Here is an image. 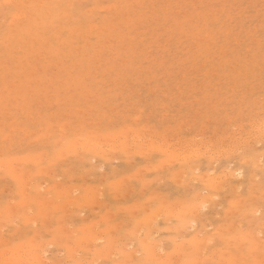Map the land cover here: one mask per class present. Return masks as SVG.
<instances>
[{
  "label": "rangeland",
  "instance_id": "1",
  "mask_svg": "<svg viewBox=\"0 0 264 264\" xmlns=\"http://www.w3.org/2000/svg\"><path fill=\"white\" fill-rule=\"evenodd\" d=\"M111 4L113 5L111 9L108 10L106 8L107 11L106 9H101L106 6L108 7V5ZM32 5V3L27 2V5L25 6L27 18L20 21L18 26L15 28L10 27L8 23L11 21V14H13L12 11H10L9 8L0 9V154L3 157L9 156L16 158L23 156V158H25L24 156H28L30 153L38 154L41 152L42 154L44 153L48 155L49 159H53L54 153H57V151L60 149L59 145L56 143V146V144H54L55 141L53 140L57 139L56 142H58V140H60V137L58 136L60 135H57V133H61L59 128L60 126H55V128L54 125H59L60 123L64 122L65 124L68 123L69 125L68 137L73 136L72 132L75 130V128L72 130V126H75L76 128H85L89 131L94 130L92 128L95 127V125L89 126L90 123L93 124L92 122H89L91 120L93 122L97 121V123L98 120H100L99 124L96 125V128L98 130L100 129L103 133L104 131L105 133L106 131L109 133V130H111V132H114L115 130L116 132V130L124 127L122 126L124 123L126 126L131 124L130 126L132 127H142L144 122L146 123H144L146 126L152 123L151 125L153 126L151 127L150 125L151 128L147 126V129L150 131H157V134L164 133L161 132L162 129H166V131L169 130L168 133H170V135L174 132L175 135L173 134V137L170 136L172 137L170 141L171 144H173L174 141L175 143L174 145H171L170 149L173 148L172 150L174 151L176 148L175 152L178 154L180 151L179 153L183 155L188 149H184L183 146H187V143L188 145L189 143L191 145V142L194 139V141L197 143L199 141V143H208V145L210 142H215L218 144L215 149H218L219 145H223V142H225L226 145H234V142H236V139H238L239 136V139H250L251 142L254 125L257 126L264 121V0H47L45 7L46 9H36L33 11ZM88 10L89 12H86ZM41 12L45 13V17H47L48 22L47 24L44 23L45 25H43V27L41 25L39 26L37 16ZM31 20L34 21L32 22L33 24H31L32 27H29L30 25L27 24ZM90 26H95V28L93 27L94 29L91 30L89 28ZM26 28L28 29L27 31L31 32H26ZM25 32V35L28 36V38H26L25 42H21V34H24ZM39 34L40 37L38 39L37 37ZM83 35L84 37H82ZM151 91L153 92L151 93ZM177 93H179L178 96ZM14 102L15 104H13ZM161 106H164V108L162 109ZM76 107L78 108L77 110L75 109ZM140 108L141 111H139ZM114 112L116 114H114ZM137 113L140 117H136L138 120L135 121L137 122L135 125L133 122L135 118L133 116ZM132 117L134 118L133 120H131ZM188 118L190 119L188 120ZM108 120H110V122ZM185 120L188 121L186 122ZM78 121H80L81 124ZM180 122H182L181 127L183 128L180 127ZM145 125L143 127H146ZM189 125L191 126L189 127ZM48 126L51 127V131L49 132L50 136H48V138L44 137L45 139H40V133L43 137L46 132L45 128ZM99 126L102 127L100 128ZM166 126L167 128L172 127L173 130L170 132V129H167ZM177 127H180L181 129L178 130ZM231 127L234 128L232 129ZM15 128H17V130L13 132L12 129ZM201 128H204V130ZM222 130L225 132L223 131L224 133H222ZM233 130L236 135H234ZM164 134L169 136L167 132ZM227 134L230 136L226 137ZM7 135L13 138L11 142L4 141L3 138H6ZM24 135L27 138L24 137ZM231 136L236 137L235 140L234 137L232 138ZM246 136L248 137L246 138ZM35 137H39L40 140ZM197 137L198 139H196ZM1 139L3 140L1 141ZM33 139H36V141L34 142ZM219 141L222 142L220 143ZM180 143H183L182 146ZM256 145V148L254 147L255 151L257 149V152H263L264 144ZM169 146L170 143L168 147ZM178 147L181 148L178 149ZM182 149H184V152ZM235 154H232L231 156L224 155L219 163L214 164V166L220 169L225 166L228 161H232V164L235 165H241V157L243 156L242 151H239L236 155ZM113 156V160L111 159L112 157H110L112 162L109 159L110 163L108 161L103 163L105 159L93 161L89 160L88 157L86 158L82 156L80 157V160H77L76 156L65 157L64 160L60 159L57 161L56 165L53 167L54 171L53 169L52 171L50 170L51 173L53 172L52 175L54 174L51 176V179H49L50 177L47 175H38L35 179L36 182H33L32 184H38V186L40 184L39 187H42V189L46 190L49 187L48 185L51 186L52 183L55 184V182H59L58 184L60 185L61 183L62 185L58 186V188L62 190V186L67 180L69 183H66L68 185L64 184L65 186L63 187L65 188L66 186L70 187L75 183L80 185L78 186L81 190L77 191L78 193L76 192L72 194L73 196H77L82 193V189H84L85 186L84 188L83 186L81 188V184H88V188L91 184H93V187L96 188L95 185L97 184L98 188L96 189L99 190L98 193L101 191L103 193H101V198L98 200L99 203L97 201L92 203V205H95L94 207L90 206V209L87 207V209L80 208V211L79 209L72 206H70L71 208L68 207L69 209L66 214L69 212V210H72V208V211L74 212L72 213L71 211L72 215H69L70 212L68 213L66 218L68 219L67 221L64 219V223L66 221L67 226L69 225L68 228L71 227L70 230H75L81 224L84 226L85 223L86 225L88 223L87 226H89L97 222L100 223L99 229L102 227L105 229V223L100 221H102L103 218L107 216L109 208V212H111V210L113 212L116 210L114 208L116 205H118L116 206L117 208H123L127 205L129 207V204L131 205L136 202H133V199L136 200L137 198V201L139 200L138 203L136 202V204L133 205L139 206L138 204L140 201V204H143V202L145 203V201H147V198L145 197L150 198V195L152 194L151 192L150 194L146 195L149 190L152 191L153 189H157L156 191H158V193H163L162 196L160 195L161 199H159L154 196L156 194H154L155 191H153L154 195L151 196L156 197L157 202L155 199V202H152V199L150 198V202L148 200V204L147 202L143 204V206H148V208L150 206L151 213H153V210H157L159 208L156 207L160 205V201L162 202L161 204H165L162 199L165 201L168 200L170 203L172 202V208H176L177 210V207L179 208L182 202L183 206L184 204L186 205V203L188 204L186 199H189L191 204V198L193 199V196H195V200L196 192L199 193L198 189H200V191H202L201 193L204 195L209 193L203 190L204 187L199 179H193L196 181L192 183L193 180H191L192 177L190 173L186 174L185 177L187 178L183 177V182L187 180L185 182L189 184L192 183L193 185L188 184L187 187L185 184L184 187L182 186L183 182H181L180 186L178 183L179 181L177 179H173L177 181L175 184V181L171 179V173H174V175L180 174L182 172L181 168H183V165L179 163H172L173 165L170 166L171 163L166 162L168 158L165 154L162 155L161 153H156L152 155L150 160L151 165L149 168L148 166H145L148 168H146L147 171H149L147 173L146 169L145 172H143L144 167L142 168L144 164L149 165V161L146 163L145 158L143 159L141 156H135L133 157L134 159H132V161H135L133 163L131 160H129L131 157L128 158L125 154ZM117 157H120V160L116 161L118 159ZM125 157L128 158V162L126 161L127 159L125 160ZM162 157L164 160L163 164H165V162L169 164L168 166L166 164L167 167H162L166 169L169 166L170 167L169 171L166 169L160 171L162 168H156L159 169L157 172L159 174L158 175L155 172L157 170H151V166L152 163H154L153 165H156L159 159V161H162ZM82 158H84V161ZM164 158L167 159L165 160ZM60 164L62 165L60 166ZM90 165L93 167L97 166L98 168H91V171H93L89 174L88 170H90ZM136 166H141L142 170ZM177 166L180 168L179 173ZM200 166V171L202 173L207 172L208 164L205 162V160L200 164ZM114 167H116L115 169L117 170H115ZM28 168L30 170L32 169L31 171L34 173V166H29ZM60 168L65 169L63 171ZM83 168H85L84 170L87 168V172L84 171ZM100 169H102L101 173L103 174V180H101L102 178L99 174ZM150 170L152 172H150ZM103 171H105L106 174ZM135 171L138 175V172H143L144 175L137 176V174H135L134 176L132 172L136 173ZM128 173L132 176H128ZM161 173L162 181L159 179ZM7 174L9 173L4 169L0 171V178L4 176L7 179H0V190L6 191L5 186L9 187L12 185L11 188L9 187L11 192L9 190V193H0V209H3V207H8V205L5 207V203L7 204V202L10 201H18L19 199L18 194H15L19 192L17 189V184L15 183L16 181L15 179H12L11 175L9 176ZM65 174L68 175L64 176ZM166 174H168V179L165 177ZM188 174L190 175V178L187 176ZM70 175L72 176L73 180H71ZM82 175H85L86 180L84 177H81L85 180V182L83 180L85 184L81 182V179H78V177L80 178ZM121 175H126L123 177L125 179L124 181H128L130 178V182H122V178V183L116 182L121 184L118 186H122V189L118 188L117 190L115 187L113 188V184L117 177L118 181L120 180V177H122ZM155 175L160 182H158L156 179H152V177ZM257 175L258 180L256 183L249 185L245 182L241 189L238 190L239 193L238 191L236 192L249 200V202H247L248 206L249 203H260L264 209V197H261V195L264 196V174L258 171ZM68 177L71 181L68 180ZM175 177H180V175ZM53 178L55 181H53ZM139 179L140 181H138ZM142 179H146L147 181L148 179H152L154 182L156 180L158 184H156L157 182H153L154 184L152 183L150 185V180L148 183L146 182L148 185H150L147 186L148 189L146 190V188H143L144 184H140V182L145 183L142 182ZM40 180H43L45 185L43 182H40ZM180 180L182 181V178H180ZM188 180H191L192 182H189ZM239 180L240 179H238V181ZM109 182H112L111 185ZM100 183L101 185H99V187L98 184ZM123 183L132 184L134 190H131V185L128 186L127 189V187H125L127 185L125 184V186H123ZM146 183L145 187L147 185ZM141 185L143 186V189L141 190L142 193L144 192L143 195L138 193L140 191L139 189ZM31 186L32 185L28 187ZM54 186L56 187L55 189H57L56 184ZM51 187L54 188L53 186ZM71 187L74 189V186ZM77 187L75 185V188ZM108 187H111V189ZM230 187H232V185L223 187L225 189H221L222 191H219L218 198L219 200L221 199V204L219 202V204L217 203V206L214 199L213 201L215 202L213 203L215 205H211V202H209L205 207L207 210H202L203 215L199 216L198 223L195 224V229H191L188 234H185V236L188 237V235L195 231L196 228L202 229V227H207L209 225L207 223L209 222L211 224V228L209 225L208 229L204 228L207 229V231L202 229L203 232L201 234L204 236V234L209 231V235H212L213 238H215V240L212 241L209 246L210 252H213L214 247L216 250L217 247L219 248L223 246L222 242H218L220 240H218L217 235L224 231L217 233L220 229L217 227L218 225L220 226L221 224V226H223H220L223 228L220 230H224V228L227 230V233L224 232V236L229 235L239 226L243 228V230L249 231L254 229L256 225L254 220H251V218H246L248 215H242L243 213L240 209L235 211V213L239 211L237 214H231L230 211H234L230 210V208L233 209V204L230 205L228 202L238 199L237 197L234 198L235 195L238 194H236V192H231L232 190ZM248 187L249 189L246 190ZM185 188L188 189L184 191ZM253 188H256V190ZM252 189L253 191H251ZM45 190L42 191L44 192ZM52 190L54 191L53 194L55 195V190ZM63 190L66 191L68 189ZM126 190H128V192L129 190L133 192L132 193L130 191L131 194L129 192L130 197L128 195H125L124 197L121 195V192L128 194ZM137 190L139 191L136 192ZM110 191H112V193ZM114 191H120V195L117 196V194H119L117 193L116 198H123V201L120 199H118V201L115 197L114 198L116 201L112 199L113 197H111V195ZM194 192L195 194L193 195ZM253 192L259 193V196L257 195L255 196L256 198L253 199L254 201H252V198H254V195L257 193L254 194ZM8 195L12 196V199ZM165 195L168 197V199ZM228 195L229 197H227ZM163 196L166 197V199ZM127 197L129 198L127 199ZM8 198L11 200L8 201ZM176 198L182 200V202L180 201L181 204L179 203V200L178 202L176 201ZM225 198L227 200H225ZM173 199L180 205L178 204L176 207L175 204H173L176 203L173 201ZM169 202H166V204ZM120 204L123 207H120ZM166 204L165 207L167 208L169 205L167 206ZM104 205L107 207V212L105 211ZM163 205H161L163 209L162 212L165 211ZM11 207L12 209H10V211L13 210L14 212V206L11 205ZM131 207L133 208L132 205ZM131 207H129V209L127 208L131 212L128 211L125 213H132L131 215L135 217L132 218V221L130 220L132 216L129 217L128 214L127 217H122V215H126L124 212H121L123 209H121V211L119 209L121 213L115 211L114 214L111 213L112 215L110 213L108 214L111 215L113 219L112 221L114 223L116 221L120 222L119 219H121L123 222L125 221V223L127 221L128 223L131 221V224H129L130 226L128 227L130 228L131 225L135 223L134 220H138L139 217L141 218L143 216L138 215L144 213L147 208H143L141 206V208L145 210L143 211L140 208L141 210L137 211V215H135V208L132 211L130 210ZM172 208L169 207V209L173 210ZM97 209L98 212H95ZM124 209L127 211L126 208ZM137 209L139 208L136 207V210ZM93 210L94 212L91 213ZM176 210L174 209V211ZM225 210H228V212L226 211L224 214ZM166 211L168 213L165 214ZM166 211L163 212L162 215L156 213L158 215V217H155L158 219H156V222L155 219L152 218V221H154V227L164 228V224L168 225V223L166 224L167 220L164 223L165 219L163 217L164 214L166 216L167 214L170 216L168 208ZM212 211L215 212L213 216L211 215L213 213ZM103 212L105 217L102 216V218L100 217L101 220L95 222L96 219H99L98 214L104 215ZM146 212L145 214L148 217L150 212ZM10 213H12V211ZM216 215L218 216L216 217ZM227 215L229 216L227 217ZM84 216L89 217L90 219L84 218ZM160 216L163 217V222L160 221ZM240 216L243 217L241 219L239 218L238 222V217ZM147 217H144V219ZM171 217H174L173 214L170 216V218ZM83 218L85 220H83ZM170 218L166 217V219L169 221L170 228H172L171 224L172 226L177 225L176 223L178 221H174L177 219ZM1 219L3 220V218H0V223ZM87 219L89 220L88 222ZM236 219L238 222H236L237 225L235 223ZM93 220L94 223H90L93 222ZM226 220H228V223ZM22 221V219L15 221V225L18 226V231L15 230V234L11 233L13 231L10 230L11 228L3 229L2 235L5 237V239H7L6 241H11L14 243L21 242L22 240L26 239L27 235H34L33 232L35 231V228L40 230L38 235L41 234L42 241H45L48 238L50 239V236L52 237V235L56 236L53 231L51 233V227L54 228V224L57 226L56 223L50 226L47 225L49 226V231L46 230L47 227L45 225H37L35 228L30 230L27 229L23 223L21 224ZM53 221L55 222V220ZM84 221L86 222L84 223ZM69 222L71 223L69 224ZM233 222L234 224H232ZM125 223L124 225H126ZM155 223H157V225ZM202 223H205L206 226H204L205 224L203 225ZM230 223L233 226L235 225V227H232ZM247 223L250 225V227ZM224 224H226V226ZM1 225L2 224H0V226ZM119 225L125 228L122 223ZM229 225H231L230 231L228 230L230 229ZM251 225H253L254 228H251ZM167 227L168 226L165 228ZM214 227L219 229H215ZM44 228L46 231L50 232V235L47 234L48 232H46ZM212 228L215 229L213 230L215 233H217V235L212 234V232L214 233ZM79 229L81 228H77L76 230L78 231ZM103 229L99 231H103ZM22 234H24V236H22ZM155 234H157L155 236L158 237V239H162V237L166 235L167 237L169 235L171 237V233L166 232L164 229L159 233L155 232ZM207 234L205 236H207ZM174 236L177 237L179 235L174 234ZM260 237L264 238V233H262ZM177 238L175 239L177 240ZM182 238L180 240H182ZM55 239L57 240V238ZM166 239L161 241L166 244L164 248L168 249L169 247L173 246V244L171 241H169V238L167 241ZM50 240H47L49 243L48 245L46 243V246H44L45 242H43V246L46 247L44 248L46 250L45 256L54 261L57 259L61 261L64 260V262L60 261L61 264H68L67 260H65V258L67 259L68 257L66 254L67 252L64 248H60L62 245L60 239L58 241L59 243L55 240L56 243L59 244V247L56 243V245L52 244L49 246V244L52 243ZM128 248L132 250L134 249V245L130 244ZM58 249L60 251L62 250V253ZM247 249V247H244L241 250L245 251V253H248ZM56 250H58V254L56 253ZM55 253L57 255H55ZM80 254L83 255V252H80ZM138 256L140 257L142 255L138 254ZM87 257L92 258L90 254L87 255ZM95 260H93V263ZM97 260L98 263L95 261L96 263L94 264H100L102 259ZM102 263L107 264L109 262L107 260H102Z\"/></svg>",
  "mask_w": 264,
  "mask_h": 264
},
{
  "label": "bare ground",
  "instance_id": "2",
  "mask_svg": "<svg viewBox=\"0 0 264 264\" xmlns=\"http://www.w3.org/2000/svg\"><path fill=\"white\" fill-rule=\"evenodd\" d=\"M27 2H30V3L33 4L32 5L33 6L32 7V11H33V10H36V9H44L46 7L47 0H0V9L9 8V10L12 11V13H13V14H11V17H12L11 21L8 22L10 27H13V28L17 27L20 21H22L23 19L27 18V13H25V8H26L25 6L27 5ZM71 4H72V2H71ZM111 5H108L109 8L106 6V7L101 8V9L105 10L107 8L109 10V9H111L113 7V5L112 6ZM71 6H69V7H71ZM107 9H106V11H107ZM86 12H89V10L86 11ZM63 15H65V14H63ZM37 16H38L39 26L41 25L43 27V25H45L44 23H46V24L48 23L47 22V17H45V13L41 12ZM62 17H64V16H62ZM33 21L34 20H31L27 25H30L29 27H32L31 24H33L32 23ZM93 27L95 28V26H93ZM93 27L90 26L89 28L92 30V29H94ZM25 30H26V32H31V31H27L28 30L27 28ZM26 32L24 34H21V37H20L21 42H25L26 38H28V36L25 35ZM89 34H90V32H89ZM39 37H40V34L38 35L37 38L39 39ZM82 37H84V35ZM38 42H39V40H38ZM152 92L153 91H151V93ZM178 94L179 93H177V96H178ZM13 104H15V102ZM164 106H166V105H164ZM164 106L163 107L161 106L162 109L164 108ZM75 109L77 110L78 108L76 107ZM139 111H141V108H140ZM26 114H27V112H26ZM114 114H116V113L114 112ZM137 114H135L136 116L135 115L133 116L135 118V120H133L134 119L133 117L131 118V120H133L135 125L137 124V122H135V121L138 120L136 117L137 116H138V118L140 117L139 114L138 115ZM146 117H148V116H146ZM112 119H110V120H112ZM189 119L190 118H188V120ZM110 120H108V121L110 122ZM146 120H147V118H146ZM99 121L100 120H98V123H97V121L96 122H93L92 120L89 121V122L93 123V124L90 123L89 126L95 125V127L92 128L94 130H90V131L86 130L85 128H81V127L80 128H76L75 126L74 127L72 126V130L74 128H75V130L72 132L73 136H71V137H68V134H69L68 133V130H69L68 123L65 124V122H64V123H60L59 125H54V127L55 126H60L59 128H60L61 133L60 134L57 133V135H60V136H58V137H60V140H58V142H56L57 139L53 140V141H55L54 144L57 143L59 145V147H60V149L57 151V153H54V158L53 159L51 157H50L51 159H49L48 155H46L44 153L42 154L41 152H39L38 154L30 153L28 156L27 155L24 156L25 158H23V156L22 157H16L15 156L16 158H14V157L12 158V157H9V156L3 157L0 154V171H2L4 169L6 172L9 173L7 175H9V176L11 175L12 179H15V181H16L15 183L17 184V187H18L17 189L19 191L18 192L16 190L18 193H15L16 195L18 194V197H19L18 201H10L12 199V196H9L10 195L9 194L8 196L11 199L8 198V201H10L11 203L6 201L7 204L5 203V207H7L6 205H8V207L7 208L3 207V209H0V210H2V211H0V218H3V220H4L3 221L1 219V223H0V224H2L0 226V264H58V263L61 264V262L62 261L64 262V260L61 261V260L57 259L58 261L57 260L54 261V260L48 258L47 256H45V254H46L45 251L46 250L44 248H46V247H44V246H46V243L48 245L49 242L47 240H50V239H51L50 242L52 241V243H50L49 246L52 245V244H54V245L57 244L58 247H59V244H58L59 242L58 241L60 239V242H62V245L60 244L62 247L60 246V248H62V249L64 248L65 251L67 252V253L66 252L65 253L67 254L68 257H67V259L65 258V260H67L68 264H94V263H96L98 261L97 259H99V260L102 259V260H105V261L107 260L109 262L107 264H264V238H262L263 236L260 237L261 234L264 233V222H263V220H264V209H263V206L260 203H249V206H248L247 202H249V200L247 198H245V197H243V196L238 194L239 193L238 190L241 189V187L243 186V184L245 182L248 183L249 185L250 184L252 185L253 183L257 182V180H258L257 179L258 171H260L262 174H264V150H263V152H261V151L257 152V149H256V151L254 149V147L256 148V146H257L256 144H264V121L261 122L260 124H258L257 126L254 125L253 137L251 139V142H250V139H246V140L245 139H239L240 138V136H239V138L236 139V142H234V145H232V144L228 145L227 144L228 145L227 146L225 144V142H223L225 145L224 144L221 145V146L219 145L218 149H215V147L218 145L215 142H210V144L208 145V143H206V144L201 143V142L199 143V141L197 143V142L194 141L195 140L194 139L191 142L192 146L190 145V143H189L190 146L188 145V143H187V146H183L184 149L188 148L186 150L187 151L186 153L184 152V149H182V151L184 152L183 155L179 153L180 151L177 154L175 152V149H176L175 147H174L175 148L174 151L172 150L173 148L170 149L171 145H174V143H175V141H174L173 144H171V141H170V139L173 137L172 135L174 134V132H173V134L170 135V133H168L169 130L166 131V129L165 130L162 129L161 132H164V133L167 132V134H169V136H167L164 133H162V134L158 133L157 134V131H150V130L147 129L148 128L147 126L150 127V125L152 123L146 126L145 125L146 123L144 122L145 124L143 123L142 127L141 126L132 127V126H130L131 124L126 126V124L124 123V125H122L124 127H121L122 130L118 129V130H116V132H115V130H114V132L113 131L111 132V130H109L110 131V132L108 131L109 133H107V131H106V133H105V131L103 133V132H101L100 129H99L100 130L99 131L96 128V125L99 124ZM193 121H194V119H193ZM78 122L80 123V121H78ZM94 123H96V124H94ZM130 123H131V121H130ZM253 123H254V121H253ZM181 124H182V122H180V124H179L180 127L182 126ZM192 124H193V122H192ZM212 124H214V123H212ZM87 125H88V122H87ZM144 125L146 127H143ZM179 125H177V126H179ZM152 126L153 125H151V127ZM190 126L191 125H189V127ZM180 127H177L178 130L183 128V127H181V128ZM185 127H186V124H185ZM47 128H45L46 129L45 134L43 132V134H44L43 137H42V135L40 133V135H39L40 139H42L44 137L48 138V136H50L49 132L51 131V127H49L48 129ZM166 128H167V126H166ZM204 128H201V129L204 130ZM167 129H170V132L173 130L172 127L171 128H167ZM252 129H253V127H252ZM12 130H13V132H15V130H17V128L12 129ZM186 130H188V129H186ZM223 131L224 130H222V133L225 132V131L224 132ZM242 131H244V130H242ZM21 132H22V130H21ZM247 132H248V130H247ZM247 132H246V134H247ZM0 133H1V131H0ZM233 133H234V130H233ZM237 133H239V132H237ZM32 134L34 135L33 132H32ZM28 135H29V133H28ZM176 135H177V133H176ZM234 135H236V133H234ZM7 136H6V138L5 137L3 138L4 141L5 142H9L10 141L11 142L13 138H11L10 136H8V137ZM26 136H27V133H26ZM26 136L24 135V137H26ZM170 136H172V137H170ZM229 136L230 135L227 134L226 137H229ZM241 136H243V135H241ZM39 137H35V138L39 139ZM168 137H170V138H168ZM213 137H212V139H213ZM247 137L248 136H246V138ZM235 138L236 137H234V140H235ZM3 139H1V141ZM178 139H179V137H178ZM196 139H198V137ZM176 140H177V138H176ZM226 140H227V138H226ZM35 141H36V139L34 140V142ZM181 141H182V139H181ZM201 141H203V140H201ZM223 141H225V140H223ZM219 142L221 143L222 141H219ZM29 143H30V141H29ZM33 143H31V144H33ZM169 143H170V146L168 147ZM177 143H178V140H177ZM183 143H180L181 146H182ZM57 144H56V146H57ZM44 145H46V144H44ZM180 148L178 147V149H180ZM176 151H178V150H176ZM239 151H242V154H243V156L241 157L242 161L240 162L241 165H235V164H232L233 163L232 161L231 162L228 161L225 164V166H223L220 169H218V167L214 166V164L219 163V161L223 158L224 155H230L231 156L232 154H235V153L237 154ZM156 153H161L162 155L165 154L167 156V158H168V159L166 158L167 159L166 162L167 163H171L170 166L173 165L172 163H179V164L183 165V168H181L182 172L180 171L181 172L180 174H175L174 175V173L173 174L171 173V179L172 180L173 179H175V180L177 179L179 181L178 183L180 185V183L183 182V177H185L187 173H190V175L192 177L191 180L199 179L201 184L204 187L203 190L209 192L207 194L205 193L206 195H204L203 193H201L202 191H200V189H198L199 193L198 192H196V194H195V192L193 193V195L194 194L196 195L195 200H194L195 196L192 195L193 199L191 198V200H192L193 203L191 202V204H190L189 199L188 200L186 199V201H188V204L185 202L186 205L184 204V206H183V202H182L181 199L179 200V198L178 199L176 198L177 202H178V200H179V203H180V201L182 202V204L180 203L181 205L179 203H177L176 201H174V199H173V201L176 202V203H173V204H175L176 207L178 206V204L180 205L179 208L177 207V210H176V208H172V202L170 203L168 200L165 201V200L162 199V201H164L165 204H166V202L170 203V205H169V203L166 204L167 206L169 205L167 207L168 211L171 210V209H169V207L173 209V210L169 211V214H170V216H172V214H173L174 217H171V218L177 219V220H174V221H178L176 223L177 225H173L172 226V224H171L172 228H170L169 221H168V219H166V217L170 218V216L168 214H167V216L165 215L168 212L166 211L167 208L165 207L164 203H163L164 204L163 205V204H161L162 203L161 201L160 202L158 201L160 203V205H158L159 204L158 203L157 204L158 206L156 208L159 207L158 209L159 210L161 209L160 212L157 209V210H153V213H151L150 212L151 211L150 210V206H149V208H148V206H146L148 209L145 207V205L143 206V204H145L146 202H147V204L150 202V200H149L150 198L152 199V202H155V200L157 202L156 197L161 199L160 197L162 196L163 193H161V194L158 193V191H156L157 189L156 190L153 189L152 191H150V190L148 191V193L146 195L150 194V192H151L152 193L151 195L156 194V195H154L156 197H154V196L152 197L151 195H150V198L145 197V198H147V201H145V203L143 202V199H142L143 204H140L141 203V201H140V203L138 204L139 206L133 205V204H136V202L138 203L139 200L137 201V199H138L137 198L136 200L133 199V202L136 201L135 203L131 204L133 206V208L129 204V207H131L130 210L133 211V209L135 208L134 209V212H136L135 215H137V211H139L141 209L143 210V208H146V211L150 212V214H148L149 215L148 217L145 214L146 211L144 213L140 212L142 214H139L138 216H142L143 215L144 217H147V218L144 219V217L142 216L143 218L141 217L142 218L141 219L139 217L138 220L136 219L137 221L134 220L135 223L133 225H131L130 228H128L130 226L129 224H131L130 222L133 220L132 218H135V217H133V215H131L132 213L131 214L127 213L129 215V217L132 216L130 218L131 221L129 223H128V221L125 223V221L123 222L121 219H119L120 222L116 221L115 222L116 224H115L112 221L113 219L111 217V215H112L111 213L114 214L115 211L116 212H120L121 209H123V210H125L124 208H126V209L128 208L129 209L128 205L123 207L120 204L119 206L123 207V208H117L116 206H118V205H116L114 207L116 209L115 211L112 212V210H111V212H109L110 211V208H109V210L107 212V210H106L107 207L105 206L106 205V203H105V205H104L105 211L107 212V216L109 215L108 213L111 214V215H109L110 218H109V216L105 217V214L103 212L104 215L98 214L99 219L95 220V222H97V221L101 220L102 216H104L105 218H103V220L100 221V222L105 223V225H106V226H104L105 229H103V227L101 229H99L100 223H98V222L94 223V220H93V222H90V223H94V224H91L89 226H87L88 223L86 225V223H85L86 221H84V223H85L84 226H82V224L79 225V226H82V227L78 226L77 228H81V229H79L77 231L76 230L77 228L75 230L74 229L70 230L71 227L68 228L69 225L67 226V224H66L67 223L66 221L68 220V219H66L67 216H68V213L70 212L69 215H72V213H74L72 211L73 210V208H72V210H69V212L66 214V212L69 209L68 207L72 206L74 208L79 209V211H80V208H84V209L88 208V209H90L91 208L90 206L94 207L95 205L94 204L92 205V203H94L96 201L98 202V200L101 198V193H103L101 190H100L101 192L98 193L99 190L96 189V188H98L97 184L95 185L96 188L93 187L94 186L93 184L89 185V188H88V184H86L87 185L86 186V185H83V184L80 183L81 184V188H82V186H83V188L85 186V188L82 189L83 190L82 193H80L77 196H73L72 194H74L77 191L81 190L79 188L80 185L78 184L79 185L78 186L76 183L73 184V182H72L73 185H71V186H74V189L70 185L69 186L72 189L70 187H68V186H66V188H65L63 186L68 185V184H66L68 182L67 180H66V182L64 181L65 185L63 184V186H62L63 189H68L66 191L63 190L62 188H61L62 190H60L58 188V186L62 185L61 183L59 185L58 184L59 182H55V184L57 186V189H55L56 188L54 186L55 184L52 183L51 186H53L54 188H52L50 185H48L49 186V187L47 186L49 188V189L47 188L48 190L47 189L45 190V189H42V187H39L40 184H39V186H38V184L37 185L36 184L35 185L32 184L33 182H36L35 179L37 178L38 175H42V176L43 175H45V176L47 175L48 177H50L49 179H51V176L54 175V174L52 175L53 172L51 173L53 167L56 165L57 161H59L60 159L64 160L65 157H72V156L75 157L76 156V159L80 160V157L82 156V157H86V158L88 157L89 160H93V161L94 160H100V159L103 160V159H105L103 163H105V161L106 162L108 161L110 163V160L111 159L113 160L114 159L113 157H115L113 155L125 154L128 158L131 157L129 159L131 161H132V159H134L133 157L141 156L143 159L144 158L146 159V163H147V161H149L148 162L149 165L148 164L147 165L144 164V166H142V168L144 167V171L143 172H145V169L147 168L145 166H148V168H149V166L151 165L150 164L151 163L150 160L152 158V155L156 154ZM110 157H112V158L110 159ZM117 158H118L117 160L115 159L116 161L120 160V157H117ZM128 158L125 157V160L127 159L126 160L127 162H128ZM228 158H229V156H228ZM82 159L84 161V158H82ZM112 160H111V162H112ZM159 160H158V163L156 165H153L154 163H152V166H151V168H152L151 170L152 171L154 169L157 170V171L154 170L156 172V174H158L157 172L159 171L160 168H162L160 170V171H162V170L166 169V168H163V167H167L169 165L166 162H165V164H163V161H164L163 157L161 158L162 161H159ZM204 160H205V162H207L208 168H207V172L202 173L200 171V169H201L200 168L201 167L200 164ZM83 161H79V162H83ZM93 161H92V163H93ZM132 162L134 163L135 161H132ZM144 163H145V161H144ZM166 164H167V166H166ZM46 165H48V166H46ZM61 165L62 164H60V166ZM131 165H133V164H131ZM29 166H34L35 167L34 173H33V171H31L32 169L30 170L28 168ZM136 167L138 168L139 166H136ZM169 167L166 170L169 171ZM91 168L92 169L93 168L97 169L98 167L97 166L96 167L95 166L94 167L91 166L90 170H88L89 174H90V172L93 171V170L91 171ZM100 168H102V167H100ZM115 168L116 167H114V169ZM139 168H140V170H142L141 166ZM156 168H159V169H156ZM177 168H178V166H177ZM64 169L62 168L61 170L64 171ZM84 169L85 168H83V170ZM147 169H146V173L149 172V171H147ZM179 169L180 168H178V173H179ZM115 170H117V169H115ZM151 170H150V172H152ZM48 171H49V173H48ZM53 171H54V169H53ZM84 171L87 172V168ZM101 172H102V169H100V173H99L101 175V178H102L103 174ZM103 172H105V171H103ZM120 172H122V171H120ZM133 172H132V174L135 176V174H137V172L136 171H135L136 173H133ZM143 172H141L142 174L140 172H138L139 175L137 174V176L144 175ZM172 172H174V171H172ZM210 172H214V173H210ZM65 173H67V172H65ZM68 174H65L64 176H67ZM105 174H106V172H105ZM126 175H127V173H126ZM130 175L131 174L128 173V176H130ZM158 175H157V177H158ZM167 175L168 174H166V176H165L166 179H168ZM179 175H180V177H177V178L175 177V176H179ZM190 175L188 174L187 176L189 177ZM77 176H78V174H77ZM125 176L120 177L119 181L117 179L118 177L116 178L115 182L113 180H111V181L114 182L113 188L115 187L117 190H118V188L122 189V186L119 187L118 185H121L120 183H122V182H128L130 180V178H129L128 181H124L125 179L123 177H125ZM0 177H1V175H0ZM81 177L85 178V175L80 176V178L78 177V179H81L82 180L81 182H83L84 179H82ZM153 177H152L153 180L156 179L158 182H160L158 180V178H156V175L153 176ZM161 177H162V173H161V176L159 178L162 181ZM165 177H163V178H165ZM2 178L6 179L4 176ZM2 178H0V179H2ZM70 178H71V180H73L72 176ZM70 178L68 177V180H70ZM122 178H123V181L121 182ZM180 178H182V181L180 180ZM185 178H187V177H185ZM76 179H77V177H76ZM103 179L104 178H102L101 180H103ZM146 179H142V182H145V183L147 182L148 183V181L151 180L149 182L150 185L154 182V181H152V179H148V181ZM238 179H240V180L238 181ZM85 180H86V178H85ZM85 180H84V182H85ZM156 180H155L154 183L157 182ZM175 180H173V181H175ZM191 180L190 181L188 180V181L192 182ZM196 180H193L192 183H194ZM53 181H55V179ZM104 181H101V182H104ZM135 181H137V180H135ZM138 181H140V179ZM168 181H170V180H168ZM185 181H187V180H185ZM185 181L183 182L182 186H184L185 184H186L185 186H187L189 184V183H187ZM40 182H43V180L42 181L40 180ZM116 182H120V183H116ZM158 182L156 184H158ZM176 182L177 181H175V184H176ZM111 183H110V185H111ZM145 183H141L140 182V184H142V185L144 184L143 185L144 187L141 185V187L139 189L140 191L137 190L136 192L139 191L138 193L143 195L144 192L142 193L141 190L143 188H146V190H147L148 189L147 186H150V185H148L146 183L147 185L145 187ZM29 184L32 185V186L28 187V186H30ZM43 184L45 185L44 182H43ZM123 184H124L123 186H125V184L127 185V186H125V187H127V189H128V186H130V185L132 186V184H129V183H123ZM191 184H189V185H191ZM75 185H76V187L77 186L78 187L75 188ZM99 185H101V183L98 184V186ZM228 185H230V186L232 185V187H230V189L232 190L231 192L234 193V192L238 191V193L236 192V194L239 195V196L235 195L234 198H236V197L238 198V199H235L236 201L235 200H233V201L231 200L232 203H231V201L228 202V203H230V205L233 204L232 205L233 209L228 207V208H230V210H234V211H230L231 214L232 213L234 214L235 211H237V209H240L241 212L243 213V214L242 213L241 214L242 215L245 214L246 216L248 215L249 217L247 216L246 218L247 219L251 218V220H254L255 222L254 221H252V222H254L256 225H255V228H254L253 227L254 224L252 223L253 225H251V228H254V229L249 230V231L248 230L245 231V230H243V228H241L239 226L240 225L239 224L238 225L239 227H237V229L232 228V229H234L233 232H231L227 236H224V234H225L224 232L227 233V230H225V228H224V230H220V229H223V228H221V227H223V226H221V224H220L221 227L219 225L217 226L220 229L216 227L217 229H219V231L217 233H219L221 231H224V232H221V234L219 233L217 235V233H215V231H214L216 228L215 227H214L215 229L212 228V230L214 229L213 230L214 233L211 231L212 234H216L218 236V240H220L218 242L219 243L222 242L223 246H221L219 248L217 247L216 250H215V247H214L213 252H210L209 246L212 243V241L215 240V238H213L212 235H209V233H208L209 231L207 232L208 234L206 233L207 236H205L206 234H204V236H203V234H201L203 232V230L207 231L209 225H210V228H211V224L209 222L207 223V224H209L207 227H202L203 230L201 228L200 229L196 228V230L191 232V234L188 235V237L185 236V234L186 233L188 234V232H190L191 229H195V226H196L195 224L198 223L199 216L203 215L202 214V210L205 209V207L207 206V204L209 202H211V205L214 204L213 202H215V201H216L215 203H216L217 206H218L219 202L221 204V201H220L221 199L219 200L218 193H219V191L221 189L222 190L225 189L223 187H226ZM155 186H157V185H155ZM180 186H178V187H180ZM255 186H257V185H255ZM5 187H6V191H1L0 190V193H3V192L9 193V190L11 192L10 188L12 187V185L9 186L10 188L8 186H5ZM91 187H93V188H91ZM111 187H108V188L111 189ZM233 187H234V189H233ZM15 188H16V186H15ZM101 188H103V187H101ZM132 188H133V186L131 187V190H134V188L133 189ZM52 189L55 190V195L53 194L54 191ZM123 189H124V187H123ZM186 189H188V188H185L184 191H186ZM248 189H249V187L246 190H248ZM250 189H251V187H250ZM253 189L256 190V188H253ZM253 189L251 191H253ZM42 190H45L46 192L45 191L43 192ZM131 190H129V192ZM201 190H202V188H201ZM153 191H155L154 194H153ZM188 191H190V190H188ZM110 192L112 193V191H110ZM110 192H108V193H110ZM126 192L128 194H125V192H121V195L123 197L125 195H128L130 197L128 190H126ZM131 192H130V194H131ZM114 193H115V195H114ZM117 193H119V194H117ZM184 193H186V192H184ZM255 193H257V192H255ZM116 194H117V196L120 195V191H118V192L114 191L113 194L111 195V197H113L112 199H114V201H116V199L117 200L120 199V197L116 198ZM258 194L259 193L254 195V198H252V201H254L253 199H255L256 198L255 196H257ZM263 195H264V193H263ZM129 197H127V199ZM166 197H164V198L166 199ZM215 197H216V199L218 198L217 199L218 202L215 199ZM224 197H226V196H224ZM227 197H229V195ZM261 197H264V196L261 195ZM167 199H168V197H167ZM213 199L215 201H213ZM120 200L123 201V198L120 199ZM148 200H149V202H148ZM225 200H227V199L225 198ZM13 202H15V203H13ZM100 202H101V200H100ZM9 203L12 206H14L13 209L15 211L13 212V210H11L12 213H10L11 212L10 209H12V207H11V205ZM89 204H91V205H89ZM117 204H119V203H117ZM189 204H190V206H189ZM140 205L143 208H141ZM161 205L164 206V209L166 211V212L163 211V212H165V214H164L165 216L163 215V217L165 219L164 223L167 220L166 224L168 223V225L164 224L165 227L168 226L167 228H165V227L164 228L163 227H161V228L154 227V221H152V218H154L155 222H156L157 218H155V217H158L157 214H159V215L163 214V212H162L163 209H162ZM211 205H210V208H211ZM136 207L139 208V209L136 210ZM219 208H220V206H219ZM98 209H97V211L95 210V212H98ZM119 209H120V211H119ZM128 209H127V211L126 210L125 211L122 210L121 212L122 213L123 212L124 213L128 212L129 211ZM174 209L176 211H174ZM226 209H227V207H226ZM205 210H207V209H205ZM35 211H36V213H35ZM71 211H72V213H71ZM154 211H155V213H154ZM216 211H217V208H216ZM226 211L228 212V210H225L224 214L226 213ZM81 212H80V215H81ZM93 212H94V210L91 213H93ZM129 212H131V211H129ZM212 212H210V213H212ZM214 213L215 212H213L211 215L213 216ZM237 213H235V214H237ZM127 214L126 215H122V217L123 216L127 217ZM75 215H76V213H75ZM217 216L218 215H216V217ZM222 216H224V215H222ZM228 216L229 215H227V217ZM163 217L160 218V221H162ZM203 217H205V216H203ZM242 217L243 216L238 217V222H239V218L241 219ZM84 218L90 219L89 217H85V216H84ZM84 218H83V220H85ZM113 218H114V216H113ZM19 219H22L23 221L21 222V224L23 223V225L27 229H30V230L35 228V226H37V225H39V226L40 225L41 226L45 225L47 227L46 230L49 231V226L53 225L54 223H56L57 226L54 224V228L51 227L52 230L50 228L51 233L53 231V233H55L56 236L51 234L52 237L50 236V239L48 238L47 240L42 241L41 240V234L38 235V232L40 230H37V228H35L34 229L35 231L33 230L34 231L33 232L34 235H32V236L27 235L26 239L22 240L23 242L21 241V242H18V243H14V242H11V241H6L7 239H5V237H3V235H2L3 229L11 228L10 230L14 231V232L12 231L11 233L15 234L16 233L15 230L18 229L17 228L18 226L15 225V221L16 220L18 221ZM64 219H66L65 223H64ZM88 219H87V222L89 221ZM204 219H206V218H204ZM53 220H55V222ZM228 220H226V222ZM251 220H250V222H251ZM117 222H118V224H117ZM236 222H237V219H236L235 223ZM70 223L71 222H69V224ZM120 223H122L123 225H124V223L126 225L128 223L127 228L129 230L126 228V225H124L125 228L121 227V225H119ZM216 223H217V221H216ZM237 223H236V225H237ZM155 224L157 225V223H155ZM202 224L204 225L205 223H202ZM232 224H234V222ZM47 225H49V226H47ZM224 225L226 226V224H224ZM231 225H229L230 229L227 228L229 231L231 230ZM132 226L135 229H137V230H135ZM204 226H206V224ZM248 226L250 227L249 224H248ZM232 227H235V225L234 226L232 225ZM38 228H41V227H38ZM131 228H133V229H131ZM188 228H190V229H188ZM204 228H207V229H204ZM102 229H103V231H99V230H102ZM161 229L162 230L164 229L166 232H170L171 233V237H170V235L168 237L166 235V236H163L162 239H158V237L155 236V235H157V234H155V232L159 233L160 231H162ZM257 229H258V232H257ZM44 230H45V228H44ZM48 231H46V232H48ZM46 232H44V233H46ZM21 233H22V231H21ZM49 233L50 232H48L47 234H49ZM174 234L175 235H179L177 237H180V238L175 237ZM22 236H24V234H22ZM182 237H184V238H182ZM55 238H57V240ZM168 238H169V241H171V243L173 244V246L169 247L168 249H165L164 246L166 244H164V242H162L161 240L166 239V241H167ZM175 238H177V240ZM181 238H182V240H180ZM178 239H179V241H178ZM55 240L58 243H56ZM100 241H102V242H100ZM43 242H45L44 246H43ZM130 244L134 245V249L130 250L131 247L128 248L130 246ZM63 246H65V247H63ZM244 247L248 248L247 249L248 253H245V251L241 250ZM58 250H56L57 254H58V252H57ZM80 252H83V255H81ZM56 253H55V255H57ZM89 254L92 256V258L87 257V255H89ZM138 254H141L142 256L139 257ZM93 260H95L96 262L94 261V263H93ZM102 260H101L100 264H103Z\"/></svg>",
  "mask_w": 264,
  "mask_h": 264
}]
</instances>
